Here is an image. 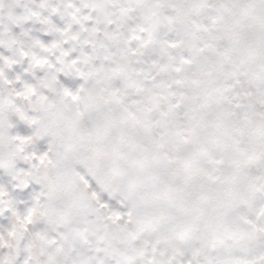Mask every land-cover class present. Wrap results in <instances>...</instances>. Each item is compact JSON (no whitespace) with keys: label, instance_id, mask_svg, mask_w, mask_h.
Instances as JSON below:
<instances>
[{"label":"snow or ice","instance_id":"1","mask_svg":"<svg viewBox=\"0 0 264 264\" xmlns=\"http://www.w3.org/2000/svg\"><path fill=\"white\" fill-rule=\"evenodd\" d=\"M0 264H264V0H0Z\"/></svg>","mask_w":264,"mask_h":264}]
</instances>
